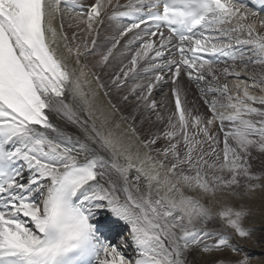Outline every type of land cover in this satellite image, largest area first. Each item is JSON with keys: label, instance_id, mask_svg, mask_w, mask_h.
Returning a JSON list of instances; mask_svg holds the SVG:
<instances>
[{"label": "snow or ice", "instance_id": "6c2138e0", "mask_svg": "<svg viewBox=\"0 0 264 264\" xmlns=\"http://www.w3.org/2000/svg\"><path fill=\"white\" fill-rule=\"evenodd\" d=\"M252 3L260 11L242 0H139L138 6L127 5L129 11H117L116 17H130L131 23L119 26L96 63L107 65L121 39L145 25L147 38L136 35L135 41L142 42L113 74L112 86L121 89L150 52L152 63L144 71L155 73L122 95L123 101L134 96L137 103L120 116L127 124L120 131V123L112 124L120 112L117 104L109 98L113 111L106 112L94 103L96 94L85 91L88 72L81 58L91 54L95 38L70 46L63 24L58 31L54 23L63 5L65 12L75 13V21L86 17L92 36L112 0H95L83 11H77L84 8L80 0H0V264H249L247 256L231 259L226 253L241 251L232 235L250 238L251 230L243 225L250 207L215 209L221 197L252 201L257 190L264 201V95L252 94L256 89L264 93V0ZM169 46L179 52V60L164 59ZM245 46L248 63L260 70L248 73L251 83L237 84L233 93L221 83L216 61L199 54L243 61L245 52L238 57L237 51ZM164 68L171 73L175 108L163 132L149 128L142 135L138 117L141 125L145 113L165 121L157 111L162 105L152 98L165 81ZM182 72L196 82L210 116L186 106ZM223 74L225 79L240 76L234 67ZM92 75L103 89L100 77ZM50 115L84 131L78 147L63 143L72 137ZM215 121L224 134L222 156L212 131ZM161 139L167 143L155 147ZM217 218L222 229L210 227ZM119 224L126 234L116 229ZM129 248L132 258L125 255Z\"/></svg>", "mask_w": 264, "mask_h": 264}, {"label": "bare ground", "instance_id": "6f19581e", "mask_svg": "<svg viewBox=\"0 0 264 264\" xmlns=\"http://www.w3.org/2000/svg\"><path fill=\"white\" fill-rule=\"evenodd\" d=\"M80 2L84 5L83 9L78 8L77 11H83L87 9V6L94 3L95 0H80ZM135 4L138 6L139 0H112V6L107 8L105 10L104 14V20L102 24L99 26L98 31L96 33H93L92 36H88L87 34V28H86V17L79 21H75L73 17L75 16V13H67L63 10V5L61 6V12L57 13L56 19H55V27L59 31L61 28V24H63V34L67 35L68 37V43L70 46H75L76 44H81L82 47V41L87 39L89 43H91V40L95 38L96 44L91 49V54L87 56L85 59L84 57L81 58L82 64L87 65L86 71L88 72L87 80L88 84L85 86V91H89L91 89L92 92L96 94V98L94 103L103 106V108L106 110V112H112L110 105L108 104L109 98L112 100L113 103L117 104V107L120 109V112L114 113V119L112 121V124L120 123L121 128L120 131L124 130L127 127V124L120 121V116L128 115L133 111V108L136 106V98L134 96H130L128 101L122 100V95L128 91V89L131 87L134 83H146L149 78L154 77L155 73L152 72H145L144 70L150 66V63H152V57L154 56V53L150 52L148 56L145 57L144 60H141L137 73L130 74L129 78L127 79L126 84L119 90H117L115 87L112 86V76L113 74L119 72L120 68L126 64L131 59L130 53H134L137 48H139L140 43L142 41H135L136 35L141 36L142 38L146 39L145 31L146 27L140 26L139 29H134L132 33L127 34L125 37L121 39V44L119 47L115 50L114 58H111L107 65L101 66L96 63V61L99 59V55L102 54L107 47L110 46L112 42V36L117 34V29L120 25H126L125 23L121 22L119 20V17L115 16V13L117 11H129L130 9L127 7V5ZM261 16H264V13L261 14ZM165 33V32H164ZM73 34H75L76 39L73 40ZM166 35V34H165ZM242 39L247 38L246 34L241 36ZM154 40L158 42L159 35L156 37H153ZM129 41H135L132 43L127 49L125 48V45L129 44ZM62 47V45H61ZM245 50V56L243 58V61L239 58L233 62L230 58L225 57L224 61L214 65L215 70L217 71V75H219L221 83H229L231 80H235L236 83H241V81H237L239 78H244V80H248L251 83V80L249 79L248 73H251L252 71L260 70L259 65H254L251 63H248L249 56H250V48L245 46L243 48ZM241 50V49H240ZM177 50L173 48L172 46H169L168 50L165 53L164 59H171L175 58L176 60L180 59V55L177 54ZM121 53H124L122 56ZM237 56L239 57V50L237 51ZM159 63V61H156ZM74 65V61H73ZM245 65H247V71H241V69L245 68ZM75 66V65H74ZM235 68L236 72H240L239 78H237L235 75H229L227 79H225V76L223 74L224 68H229L230 70ZM127 70V69H125ZM172 71H175V68H172ZM92 73H95L100 77V81L105 85L103 89L98 88L96 84L95 76L92 75ZM163 74L165 75V81L162 82L158 87H156L153 91L152 98L156 100L158 105H162L161 107H158L157 111L165 114V121L163 123L156 122V117L154 114L145 113L143 116V124L141 125L140 120L141 118L138 117L137 119V127L141 130L142 135H147V131L149 128H151L152 132H163L167 123V115L170 114L172 111H174L175 103L174 99L171 96V79L168 68L163 69ZM207 75V73H205ZM180 83L181 86L185 89L186 92V106L190 109H194V114H203L206 117L210 116L211 113L208 111V107L203 103V100L201 99L200 92L196 86V82L189 81L188 76L186 73L182 72L180 76ZM208 79L210 80L211 77L209 76ZM232 83V82H231ZM235 83V85H236ZM202 85L205 87L207 86V81L201 82ZM234 84V83H233ZM229 84V89L234 85ZM243 87V84L241 85ZM233 90V91H232ZM230 90L231 92L235 93L237 89L234 87V89ZM259 91V95H264L259 89H256ZM105 92H108V96H105ZM254 92H252L253 94ZM137 95H139V91L137 92ZM254 95V94H253ZM209 100L212 99V96L209 95ZM256 107H260V105H255ZM143 108H141V112H143ZM81 119H87L86 114L81 113ZM100 113L97 112L96 116H99ZM149 115L152 121V124H149ZM95 119V117H93ZM51 122L59 127L62 131L68 133L72 139L71 141H63L64 144H66L69 147H78L77 138L80 140L84 139V131L76 124H72L68 122L66 119H62L61 117H58L56 115H50ZM91 123V121H89ZM97 126H100V120H96ZM225 127H230L227 122H225ZM195 129H191V132H194ZM212 131L218 136V139L220 141L219 143V149L221 150V156H222V149H223V132L220 131V123L219 121H215L212 126ZM167 141L161 139L158 144L155 147H161L163 146ZM142 151H146L142 149ZM260 154L256 149H253V157H258ZM255 164H259L258 160L254 159ZM28 175L27 169H25V176ZM136 175L135 169L130 171V179L134 178ZM264 182V181H262ZM243 203L245 207H250V215L245 219V223L247 224L248 228L251 230V236L247 239H240L236 237L235 235H232L231 230H225L227 234L232 235V243L240 247L241 251L238 255L226 253L230 256L231 259H239L243 258L244 256H260L259 258L260 264H264V201L261 200V192L260 190H257V195L252 201H248L247 199H244L241 201L239 198H225L221 197L220 203L216 206L215 210H219L220 207L224 206L225 204H229L235 207H239V205ZM101 221H104V217L102 215ZM105 222V221H104ZM245 225V224H244ZM210 227H216L222 229V222L219 221L217 218L212 224H210ZM246 227V226H245ZM117 230H122L124 234L127 233L128 229L123 225L119 224L116 225ZM126 257L132 258V250L131 248L128 249L127 252H125ZM255 258V257H254ZM250 260V259H249ZM252 261V257H251Z\"/></svg>", "mask_w": 264, "mask_h": 264}, {"label": "rangeland", "instance_id": "374dc122", "mask_svg": "<svg viewBox=\"0 0 264 264\" xmlns=\"http://www.w3.org/2000/svg\"><path fill=\"white\" fill-rule=\"evenodd\" d=\"M237 81H241V82H245V83H250V81H248V80H246V79L244 80V78H239V79H237ZM231 82H232V83H231ZM231 82H229L228 85H229V84L231 85V84L234 83L233 85H234V87H235L237 84H239V83H236L235 80H231ZM235 83H236V85H235ZM242 84H243V83H240V86H241ZM234 87L232 86L230 90L234 89ZM229 88H230V87H229ZM235 88H236V87H235ZM241 88H242V86H241ZM236 89H237V88H236ZM232 91H233V90H232ZM236 92H237V91H236ZM236 92H235V93H236ZM253 92H254V93H253L254 95H256V96L259 95V94H258L259 91L254 90ZM244 224H245V225H244ZM243 225L246 226V228H248L247 224L245 223V220L243 221ZM251 257H252V261H251ZM254 257H255V258H254ZM260 257H261V255H260V256L258 255L257 257H256V256H249V257H248V259H250V260H249V264H260V263H259V261H260L259 258H260ZM130 258H131V257H130Z\"/></svg>", "mask_w": 264, "mask_h": 264}]
</instances>
